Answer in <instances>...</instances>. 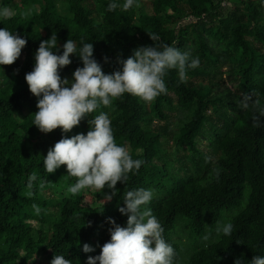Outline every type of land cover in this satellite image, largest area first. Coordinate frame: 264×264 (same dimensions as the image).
Wrapping results in <instances>:
<instances>
[{
	"label": "trees",
	"instance_id": "1",
	"mask_svg": "<svg viewBox=\"0 0 264 264\" xmlns=\"http://www.w3.org/2000/svg\"><path fill=\"white\" fill-rule=\"evenodd\" d=\"M110 2L0 0L15 13L0 20V27L27 40L16 61L0 65V264H29L41 256L50 264L55 255L85 264L110 239L107 218L126 224L118 207L127 191L139 188L154 193L147 207L175 250L174 264H233L238 257L249 264L253 256H264V0H149L148 12L141 0L128 10L124 0H116L118 7L108 11ZM52 34L58 46L67 39L92 42L105 74L119 70L118 61L134 49L154 43L199 57L200 65L188 69L183 80L176 69L168 70L167 92L154 100L125 93L99 110L109 115L115 142L144 161L126 183L117 182L110 202L104 200L107 188L71 194L68 188L77 178L66 166L51 174L43 166L62 132L42 133L32 125L38 98L24 77L40 42ZM149 34L159 39L154 42ZM70 59L61 78H72L83 67L79 57ZM99 111L63 136L86 134ZM153 119L162 124L151 127ZM202 141L209 144L212 163L198 149ZM172 150L174 157L187 153L201 175L171 180L166 163ZM30 176L36 177L31 189ZM50 192L54 197L47 199ZM225 213H232L231 235L190 246L212 233ZM179 225L184 229L174 240ZM91 242L95 251L84 253L83 244Z\"/></svg>",
	"mask_w": 264,
	"mask_h": 264
},
{
	"label": "clouds",
	"instance_id": "2",
	"mask_svg": "<svg viewBox=\"0 0 264 264\" xmlns=\"http://www.w3.org/2000/svg\"><path fill=\"white\" fill-rule=\"evenodd\" d=\"M136 0H124V10L134 6ZM118 7L116 0L107 5L108 11ZM14 10L0 5V20L13 17ZM154 42L159 38L149 34ZM27 40L0 27V65H11L21 54ZM62 48V51H61ZM59 53V54H58ZM92 42L67 39L58 46L56 34L42 40L34 53L31 72L25 74L29 91L38 98L32 125L42 133H50L60 128L62 138L43 157V166L48 174L54 173L61 165L67 174L76 177L68 192L78 194L86 188L104 192V200L112 201L117 195V182L124 184L129 173L138 171L144 163L133 159L129 150L115 142L111 120L101 107H110L115 98L125 93L140 97L146 102L167 92L164 77L168 70L176 69L183 80L188 69L200 65L199 57L190 52H181L172 45L141 46L133 50L125 60H120V68L110 74L102 71V65L94 58ZM70 55L79 57L83 67L72 73V79L61 78L60 69L70 65ZM108 62V58L104 57ZM247 107V103L244 104ZM99 111L91 121V129L86 134L79 133L64 137L78 126L87 114ZM35 176H30L27 187L31 189ZM31 195V192L28 193ZM151 189L139 188L125 193L123 207H118L121 215H127L124 226L107 218L110 225V239L100 248V254L88 256L85 264H174L175 250L164 236V229L152 210L147 207L153 199ZM90 226V225H88ZM233 224H218L216 231L231 235ZM84 253H92L95 247L85 243ZM50 264H72L63 255H55ZM233 264H242L240 257ZM249 264H264V256H253Z\"/></svg>",
	"mask_w": 264,
	"mask_h": 264
},
{
	"label": "rangeland",
	"instance_id": "3",
	"mask_svg": "<svg viewBox=\"0 0 264 264\" xmlns=\"http://www.w3.org/2000/svg\"><path fill=\"white\" fill-rule=\"evenodd\" d=\"M141 1L147 7V8L145 7V9L147 11L148 10V5H149V0H141ZM226 78H227V76L224 75L223 76V80H225ZM67 79L71 80L72 78L69 77ZM229 88L231 89L232 85H229ZM161 124L162 123H160L158 120L153 119V121L151 123V127L158 126V125H161ZM208 145L209 144H208L207 141H202V142H200V144L198 146V149H199L200 153L205 155L208 158V160L210 161V163H212L214 161V155L209 151ZM170 153H171V156H170L171 160L168 159L169 161L166 164H167V167L169 169L171 180H177L179 178H185V177L193 176V175H196V174H197V176L201 175L202 172L200 170L198 171L197 168L193 165L195 163L192 162L189 159V156H188L187 153H182L181 151H179L177 153L178 154L177 157L173 156L174 150L170 151ZM194 158L195 159L193 161L197 162L198 161V157L195 156ZM178 159H179V162L183 163V165H184L183 167L179 166L176 163ZM186 167H188V170H189L188 172H187V168ZM168 189H169V185H167L163 191L159 192V196L163 197ZM90 190L94 191L95 188H90ZM45 197L47 199H52L54 196L50 192V193H46ZM50 210H52L53 212L56 211V209H54V210L50 209ZM231 215H232V213H225L218 224H223V223L228 222V220L231 218ZM178 224H180V222ZM216 228H215V230L212 233H210V231H208V232H206V234L202 238L193 240L190 246L193 247L194 245H198V244L203 245V243L204 244H208V243L214 242L215 241V236H218V235L221 234V233H218L216 231ZM180 229H184V228H181L180 225H179V226H177L175 231L172 232V237H173L174 240L176 239V235L178 234V231ZM181 234H183V236H185V237L188 236L187 235L188 233H183L182 232ZM92 242L90 243L91 246H93ZM29 264H45L44 257L41 256L36 261L33 260V261L29 262Z\"/></svg>",
	"mask_w": 264,
	"mask_h": 264
}]
</instances>
